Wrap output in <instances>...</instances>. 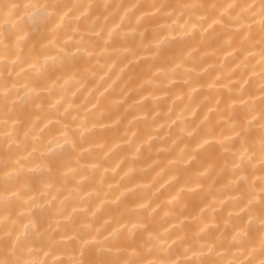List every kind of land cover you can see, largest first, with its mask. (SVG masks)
<instances>
[{
  "label": "bare ground",
  "instance_id": "bare-ground-1",
  "mask_svg": "<svg viewBox=\"0 0 264 264\" xmlns=\"http://www.w3.org/2000/svg\"><path fill=\"white\" fill-rule=\"evenodd\" d=\"M109 2L112 6L106 9L97 0H90L92 7L88 9L94 20L100 18L102 39L87 36L85 25L75 19L70 22L68 34H61L59 44L69 53L64 69L49 67L46 79L33 82L25 79V65L23 69L16 68L11 78L18 92L14 97L17 116L0 125V142L4 145L0 174L13 171L17 165H22L25 172L0 183V196L9 198L3 217L8 225L5 235L11 237L0 242L5 249L19 236L28 234L29 228L44 237L51 233L60 239L69 215L78 227H87L96 207L101 208L99 215L103 219L75 253L81 260L88 256L97 261L105 259L94 252L109 237L100 224L116 216L119 223L113 227L127 234L138 219L146 220L145 210L132 211L143 203H149L150 208L160 204L149 229L162 230L161 224L166 223L172 240L185 232L197 234L209 223L215 225L208 229L213 239L222 234L230 236L233 228L247 223V201L240 207L220 203L239 195L228 188L232 177L224 170L227 154L218 144H204L197 149V138L186 132H195L202 122L215 125L222 119L221 113L223 118L233 115L237 121L243 120L247 115L244 102L259 105L264 95L260 91L264 86L260 19L242 23L230 19L235 15L229 7L232 0ZM48 3L49 0H6V7L0 9V30L21 41L29 39L31 33L37 48L48 44V21L43 10ZM68 16L71 18L72 13ZM129 22L143 35L125 36L120 30L127 31L125 25ZM81 40L78 47L74 42ZM34 88L44 106L50 108L44 114L46 119L30 95ZM54 89H59V94L50 95ZM57 101L61 105L59 114L51 107ZM209 106L220 112H210ZM186 114L192 127L182 133L181 122ZM34 129L35 136L25 151L9 147L10 137H22ZM216 131L219 136V129ZM40 141L44 144L42 153L32 154V144ZM186 145L197 151L198 158L214 163L212 174L199 183L193 179L197 169L192 165L181 170L177 180H171L176 171L173 162ZM42 166L49 171H40ZM112 167L115 172L110 171ZM129 168L133 172L125 177ZM145 184L151 188L144 189ZM101 185L109 203L93 197L85 204L83 198ZM76 193L82 197L75 198ZM117 197L116 204L110 203ZM173 197L177 201L169 204ZM255 199L259 201V196ZM213 202L219 211L210 213L207 206ZM184 205L187 212L180 214ZM85 209H90L88 215ZM169 211L173 215L165 221L164 213ZM261 211L257 207L256 215ZM173 224H180L184 231L171 228ZM247 230L254 238L260 231L256 226ZM133 238L141 242L140 230ZM209 247L215 245L210 241ZM31 248L40 250L42 261L50 259L47 239L35 242ZM232 251L235 253V249ZM133 252L128 250L129 255ZM216 252L227 255L224 247Z\"/></svg>",
  "mask_w": 264,
  "mask_h": 264
},
{
  "label": "clouds",
  "instance_id": "clouds-1",
  "mask_svg": "<svg viewBox=\"0 0 264 264\" xmlns=\"http://www.w3.org/2000/svg\"><path fill=\"white\" fill-rule=\"evenodd\" d=\"M97 3L102 4L106 9L112 6L109 0H97ZM4 7H6V0H0V9ZM90 7H92L90 0H49V3L43 7L48 21V44H42L39 48L36 47V42L31 39V33L29 39L21 41L11 39L3 30H0V125L7 124L8 119L17 116V101L14 97L18 95V92L11 79L16 68L23 69L27 65L25 79L33 82L46 79V71L49 67L65 68L69 60V53L64 51L59 41L61 34H68L72 19L82 21L86 27L85 34L87 36L102 39L99 33L100 18L97 17L95 20L92 18L88 12ZM229 7L235 13L230 19H235L238 23L247 20L254 21L259 18V30L262 34L261 38L264 40V0H232ZM69 12L72 13L71 18L68 16ZM62 14L63 20L61 21ZM125 28L127 31L120 30L125 36L143 35V33L134 30L131 22L127 23ZM74 43L79 47L83 40ZM58 48L59 51H57ZM53 52L56 53L55 56L52 55ZM261 80L264 81V71L261 72ZM260 91L264 93V86L261 87ZM57 94H59V89H54L50 93V95ZM30 95L36 100L43 118L46 119L47 116L44 114L49 112L50 108L44 106L40 94L35 88ZM10 100L12 101L11 105L9 104ZM51 107L59 114L61 107L59 101ZM242 107L247 113L243 120L237 121L233 115L223 118V113H221L222 119L216 121L215 125H212L211 122L207 124L202 122L200 126H197L195 132H186V129L192 127L186 114L180 128L182 133L186 132L189 137L195 136L197 138V149L203 147L204 144L209 146L218 144L220 149L227 154L228 160L224 170L229 172L232 177L228 188L233 192H239V195L231 196L228 200L220 201V203H232L236 207H240L247 201L244 211L248 217L246 225L233 228L230 236L222 234L213 239L208 229L215 227V225L209 223L202 227L197 234L185 232L184 235L177 234L176 239L172 240L171 230L166 226V223L161 224L162 230L149 229L152 215L160 207V204L157 203L155 207L150 208L149 203H143L139 209L132 211L145 210L147 212L146 220L138 219L133 230L127 234L119 228L113 227L114 224L119 223L116 216L112 217L111 222L105 219L100 224V228L104 232H108L109 237L106 241L98 244L94 252L97 256L105 259L97 261L88 256L81 260L75 253L84 245L86 236H91L93 232L97 231L96 225L103 219L99 215L101 208L96 207L94 211H91L87 227H78L74 222V217L69 215L61 228L60 239H55L51 233L44 237L41 233L29 228L28 234L19 236L10 248L5 249L0 244V264H264V95L260 97L258 106L255 101L251 103L246 101ZM208 110L220 112V109L213 106H209ZM216 129H219V136ZM253 132H255L254 137H252ZM34 136L35 129L32 133H25L22 137L13 135L9 138V147L15 146L17 150L25 151ZM181 139L183 138L181 137ZM56 142L59 143V141ZM64 143H67L66 137ZM129 143L132 145V142ZM173 144H177V141L174 140ZM49 147L51 146L49 145ZM43 149L42 141L32 144V154L42 153ZM3 151L4 145L0 142V163L4 162ZM136 152H139L138 148ZM173 163L176 168L171 176L173 181L177 180L180 171L189 165L197 169L193 176L197 183L214 171L212 161L198 158L197 151L190 149L187 145L179 149ZM116 167L119 165L117 164ZM39 170L49 171L46 166H42ZM110 171L115 172L116 168L112 167ZM140 171H145V169H140ZM24 172L25 168L22 165H17L13 171L0 174V183H6ZM132 172L133 169L129 168L125 177ZM142 187L150 189L151 185L145 184ZM123 195L125 193L120 194V196ZM257 196H259V201L255 199ZM81 197V193H76L75 198ZM93 197L102 200L103 204L109 203L104 198L102 185L96 192L89 193L87 197L83 198V202L88 204ZM119 198L117 197L110 203L116 204ZM8 199V197L0 196V242L11 237V234H8V237L5 235L8 225L6 218L3 217L4 212L7 211ZM173 201H177V197H173V200L168 201V203L171 204ZM257 207L262 209L259 215L255 213ZM89 211L90 209H85V215H88ZM127 211L125 210V212ZM201 211L203 212L205 209H201ZM207 211L215 213L219 211V208L213 202L207 206ZM179 212L180 214L186 213L187 206H181ZM187 214L191 215V213ZM172 215L171 211L165 212V221ZM249 226L259 227L260 231L255 238L249 234L247 230ZM171 228L184 231L180 224H173ZM136 230H140L141 233L140 243H137L133 238ZM42 239H47L50 249L49 260L42 261L40 250L31 248L32 244ZM169 241H172L171 244ZM200 241H204V243L200 244ZM210 241L215 247H209ZM253 244L256 247H252ZM220 247L226 248L227 255L222 256L216 252V249ZM130 248L134 249L132 255L128 254ZM233 249H235V253H233ZM149 256L152 259H148ZM214 256L217 258L213 259Z\"/></svg>",
  "mask_w": 264,
  "mask_h": 264
}]
</instances>
